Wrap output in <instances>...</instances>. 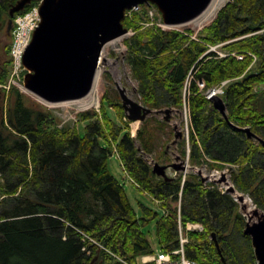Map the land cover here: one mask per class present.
<instances>
[{
	"label": "trees",
	"instance_id": "16d2710c",
	"mask_svg": "<svg viewBox=\"0 0 264 264\" xmlns=\"http://www.w3.org/2000/svg\"><path fill=\"white\" fill-rule=\"evenodd\" d=\"M15 1L0 0V31ZM141 6L133 18L123 20L126 28H134L125 39L126 61L139 102L155 110L186 105L191 164L208 158L209 167L235 165L234 186L264 212V145L241 129L249 128L264 140V0H228L197 39L190 38L189 29H142L149 19L148 6ZM4 38L8 52L9 40ZM219 43L227 55L204 53ZM251 54L256 57L252 64ZM8 72L6 64L0 81H6ZM190 72L193 78L187 83ZM224 80L228 119L204 94ZM198 81L204 83L202 89ZM118 96L102 95L101 116L82 112L87 122L81 134L77 125H52L49 110L25 103L17 88L6 93V113L0 118V191L6 195L0 202V264H124L103 250L96 254L98 245L84 234L132 263L153 251L142 227L157 214L145 208L138 216L123 185L108 170L114 147L137 188L163 209L155 226L159 248L176 246L178 219L199 222L203 230L188 233V258L222 264L214 233L227 264H256L237 202L216 188H204L196 174H189L182 186L178 177L154 174L139 152L152 156L169 137L162 136L171 134L169 126L157 117L161 125L146 124L147 118L132 137ZM108 109H115L118 120ZM180 151L183 155V142ZM85 245L92 253L82 249Z\"/></svg>",
	"mask_w": 264,
	"mask_h": 264
},
{
	"label": "water",
	"instance_id": "95a60500",
	"mask_svg": "<svg viewBox=\"0 0 264 264\" xmlns=\"http://www.w3.org/2000/svg\"><path fill=\"white\" fill-rule=\"evenodd\" d=\"M33 0H17L9 9L6 33L10 34L12 17ZM40 21L23 54V64L28 70L23 85L33 95L49 102L75 100L88 94L95 80L102 47L124 34V13L138 4L155 5L165 24L182 25L199 16L212 0H37ZM125 116L132 121H143L150 114L164 113L169 120L171 108L154 110L125 94L118 87ZM208 99L225 119L224 99L209 94ZM243 129L248 137L262 140L249 128ZM175 137L181 132L174 127ZM168 166L154 163L152 172L168 179ZM176 170L181 164H171ZM224 180V177L221 178ZM228 192H235L230 186ZM242 200L243 196L240 195ZM256 220L252 221V217ZM243 233L251 239L255 263L264 264V212L257 208L245 222ZM222 264H227L215 234L211 235Z\"/></svg>",
	"mask_w": 264,
	"mask_h": 264
},
{
	"label": "rangeland",
	"instance_id": "374dc122",
	"mask_svg": "<svg viewBox=\"0 0 264 264\" xmlns=\"http://www.w3.org/2000/svg\"><path fill=\"white\" fill-rule=\"evenodd\" d=\"M227 0H221L218 5L215 7V9L206 16V18L202 19L201 21L198 20H193L190 21L182 26H177L176 28H165L162 30H177L179 32H182L186 29L190 30L189 36L192 39H197V36L199 33L203 32L204 27L209 24L215 15L217 14V10L223 6L226 3ZM143 7H139L136 9L134 12H139ZM148 19L149 22L143 23L142 29L144 27H159L160 29L163 28L162 26H159L157 24H153L158 20V12L156 8L154 7H148ZM133 12V13H134ZM149 12H152V16L149 15ZM133 13H132V18H133ZM154 20L152 21V19ZM133 23H137V21H133ZM140 30V29H139ZM5 29L0 31V38H3V40H0V71H2L3 68H9L8 76L6 78L7 82L6 84L2 81H0V90L5 92V94H2L0 96V118L5 117L6 113V108H7V102H6V93L10 90L9 89H4V85H10L12 87L17 88L20 92L23 93L24 95V100L25 103L27 104H33L36 105L38 102H40L36 97H34L33 94H31L28 91H25L24 88L22 87V81H23V74L21 73L20 78L15 83H10L11 79V74H10V67L9 64L7 63L8 60V52L6 51V46H3V41H4V33ZM134 28L133 26L129 28V34L123 35L121 37H118L112 41H109L106 43L101 50V55H100V60L98 63L96 75H95V80L91 88L90 95L87 96V98L82 99V101H73V102H66L62 105H57L52 108H47L46 106H43L44 108L49 110V113L51 115V121H53L51 124L55 125L57 127H60L62 125H67L71 124L76 126L78 128L79 133L83 134L84 133V125L87 122L86 120H83L81 117L82 112L84 111H94L98 114V116L102 115L101 112V97L105 92H108V94H112L113 92L118 93V87H123L125 89V94H127L131 99L140 101L139 100V93L137 90V83L136 81L131 77L128 64L126 61V52H127V47L125 44V39L129 38L133 34ZM138 31V30H137ZM8 40V38H7ZM221 43L215 44V45H209L208 49L206 50L207 53L209 51H215L216 54L221 57L227 55L226 51L222 49L220 46ZM203 53V55H204ZM233 52H231L232 54ZM202 55V56H203ZM253 59V63H254ZM193 78V72H190L189 75L187 76V83L190 82ZM203 87V86H202ZM200 88V87H199ZM202 89V88H201ZM219 89V88H218ZM0 91V92H1ZM205 92L204 94L206 95ZM219 93V92H217ZM224 92L220 93L222 96ZM119 95V94H118ZM120 96V95H119ZM118 96V97H119ZM120 99V97H119ZM86 102H90L89 104H86ZM92 102V103H91ZM121 103V100H120ZM39 105V104H38ZM96 105L99 107V110L95 109L93 106ZM108 113L111 116L112 119L118 120L117 116L114 112L115 109H108ZM124 112V110H123ZM162 114L163 113H158V114H153L151 116H148V121L146 124L149 122L152 124H159L161 123H156L157 119H162ZM171 114L170 121H168L169 126V131L171 134L169 135H163L162 137L165 138L169 136L161 145V148L158 149L154 154H152V157L158 162V163H163V164H169L171 161L175 159L176 156H180L182 153L180 151L181 144H182V138L178 139L176 143H173L174 141V135H173V129L176 127L178 130L180 129V126H185V114L188 115V109L186 107V113L185 110H175L173 108ZM157 116V119L155 118ZM188 117V116H187ZM123 122H125L128 126V120L123 118ZM141 125V122L138 123V126ZM147 126V125H146ZM131 126H128V129H130ZM188 131L190 134V127L188 123ZM181 140V141H180ZM137 144V143H136ZM189 145H190V140H189ZM183 148L186 150V145L183 144ZM191 148V147H190ZM140 154L143 155V158L147 157L145 153L140 151ZM182 156V155H181ZM204 167V166H203ZM235 165L231 166V171L235 168ZM107 168L108 170L115 176V178L123 185L124 191L127 194L129 201L131 202L132 206L134 207L136 213L138 216L143 215L144 209H149L152 212H156V217L151 218L149 221L145 223V225L142 227L143 232L146 234L148 237L153 252L157 251L159 248L157 245L156 241V233H155V226H156V221L157 219L163 215V209L162 207L154 200L151 199L149 195H147L145 192H142L139 190L136 185H134L127 177L125 171L123 170L120 160L118 159L117 155L115 152H112V154L107 158ZM210 168L209 165L206 164L204 168V172ZM167 174L171 175L172 174V169H167ZM250 203V202H249ZM248 203V204H249ZM252 205V206H251ZM249 210L254 209V204H249L247 205ZM245 210V209H244ZM241 211V210H240ZM262 210L259 209V213ZM243 210L241 211V213ZM251 213V212H250ZM255 220V218H254ZM139 261V260H138Z\"/></svg>",
	"mask_w": 264,
	"mask_h": 264
},
{
	"label": "built area",
	"instance_id": "2783aa9c",
	"mask_svg": "<svg viewBox=\"0 0 264 264\" xmlns=\"http://www.w3.org/2000/svg\"><path fill=\"white\" fill-rule=\"evenodd\" d=\"M138 6H134L132 9H129L126 11V16H130L131 12L133 10H136ZM152 14V12H150ZM39 22V14H38V8L37 5H34L26 12L19 14L15 17L14 23H13V30H12V42L10 47V60H11V79L10 83H15L18 78H20L21 73L24 70L23 64H22V58L24 54V50L26 46L29 44L31 35L35 28L37 27ZM160 26L166 27L164 24L159 23ZM252 55V54H251ZM255 59L254 55H252ZM238 59L242 58V55H236ZM226 81H223L222 84H224ZM199 86H203L202 82H199ZM216 92H222V90L216 89L214 90ZM92 103V102H91ZM97 107L96 105H94ZM185 113L186 108L184 107ZM185 126L183 128V135L186 143V153L184 160L182 163L185 166V169L181 171V184L184 183L186 174L189 170L188 165V159H189V133H188V117L187 114H185L184 117ZM204 168L200 166L196 170L200 171V174L205 177L206 179L203 181L204 187H215L218 191L221 193H226L228 187L233 186V183L230 180V169L229 165L225 166L224 168H212L207 169L206 172H204ZM224 177V180H221V178ZM212 184V185H209ZM239 192H235L232 194L234 200L240 202L238 200ZM2 195H0V201L2 199ZM180 200V198H179ZM244 200H249L248 195L244 196ZM241 203V202H240ZM179 209V206H178ZM246 216V214H245ZM203 229V226L200 223H190L187 222L185 226L183 227L181 223L178 225V237H177V246L170 250H158L154 254L150 255H144L141 257V262L148 263L152 262V264H200L199 262L190 259L185 254V245L188 242L186 231L188 230H198L201 231ZM84 237H87L89 241L93 245L100 246L93 238L90 236H87L84 234ZM82 249L86 250L85 252L89 254L91 251L87 247V245L83 246ZM125 264H129L125 262Z\"/></svg>",
	"mask_w": 264,
	"mask_h": 264
},
{
	"label": "bare ground",
	"instance_id": "6f19581e",
	"mask_svg": "<svg viewBox=\"0 0 264 264\" xmlns=\"http://www.w3.org/2000/svg\"><path fill=\"white\" fill-rule=\"evenodd\" d=\"M221 0H212L211 4L208 6V8L206 9V11L204 12L205 16H207L208 14H210L214 9L215 7L218 5V3L220 2ZM247 205L248 204V200H245L244 201ZM251 204V203H250ZM177 206H180V200L178 201V204ZM252 206V205H251ZM255 209V208H254ZM253 209V210H254ZM249 213L251 212V210L248 211ZM179 223H181V221L178 219V225Z\"/></svg>",
	"mask_w": 264,
	"mask_h": 264
},
{
	"label": "flooded vegetation",
	"instance_id": "af4514ba",
	"mask_svg": "<svg viewBox=\"0 0 264 264\" xmlns=\"http://www.w3.org/2000/svg\"><path fill=\"white\" fill-rule=\"evenodd\" d=\"M4 29H5V31H4V33L6 34V35H4V37H7L8 38V35H7V33H6V28H5V26H4ZM3 30V29H2ZM5 39V38H4ZM0 40H3V38H0ZM8 40H9V38H8ZM4 46V45H3Z\"/></svg>",
	"mask_w": 264,
	"mask_h": 264
}]
</instances>
